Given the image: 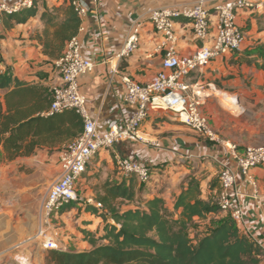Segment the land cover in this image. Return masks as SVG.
Returning a JSON list of instances; mask_svg holds the SVG:
<instances>
[{
  "label": "crops",
  "instance_id": "obj_1",
  "mask_svg": "<svg viewBox=\"0 0 264 264\" xmlns=\"http://www.w3.org/2000/svg\"><path fill=\"white\" fill-rule=\"evenodd\" d=\"M19 1L0 0L8 4ZM85 1L90 10L79 19L74 34L79 38L80 53L94 63V68L80 76L79 84L89 115L95 120L97 130L104 132L112 121L122 124L132 110L123 99L121 75L127 74L134 81L145 84L162 68L164 53L158 49L161 35L154 31L149 21L150 11L164 5L182 7L200 0ZM201 1L214 13L215 5L228 0ZM248 1L254 7L240 9L237 14V23L244 32L243 49L212 60L201 71L192 72L186 82L191 86L203 82L214 85L212 80H219L223 87L218 91L236 94L252 120L232 117L228 111L218 110L208 103L205 109L201 105L211 129L222 136V141L214 142L177 121L171 113L150 111L140 126L145 140L120 141L91 159L78 183L81 197L100 181L103 184L122 178L127 180L115 163L114 157L120 156L150 168L151 179L145 184L143 195L146 198L161 196L170 211L190 178L196 180L200 197L215 203L218 172L224 166L236 170L225 143L237 145L240 151L254 143L264 145V69L260 67L264 63V0ZM33 9V15L10 27L0 18V71L9 67L13 77L37 85L46 98L41 101L34 98L19 108L30 111L32 116H42L49 109L51 85L59 80L57 61L63 54L65 37L69 33L64 27L68 26L74 11L69 0H35ZM42 14L45 15L42 17ZM138 20L141 22L139 46L129 57L121 58L118 54L125 38ZM81 26L83 29L79 30ZM175 30L180 55H188L201 45L193 38L187 20L178 19ZM74 137L48 139L44 134L28 137L26 141L37 142L33 152L11 159L7 158L0 143V264H18L16 259L20 257L31 259L33 264H42L45 249L38 236L42 200L49 185L60 174L61 151ZM236 174L232 204L240 209L242 216L237 225L261 247L258 264H264V167H252L248 176L237 170ZM88 199L93 200L87 196ZM126 207L122 204V209ZM226 215L229 213L219 211L206 219L194 220L203 225L209 223L210 218ZM102 221L84 207L78 212L71 205L60 213L53 231L62 249L88 250L91 245L82 238L81 229L99 234Z\"/></svg>",
  "mask_w": 264,
  "mask_h": 264
},
{
  "label": "built area",
  "instance_id": "obj_2",
  "mask_svg": "<svg viewBox=\"0 0 264 264\" xmlns=\"http://www.w3.org/2000/svg\"><path fill=\"white\" fill-rule=\"evenodd\" d=\"M34 1L20 0L13 4L0 2V12L17 13L22 9L32 8ZM69 3L79 19H83L90 10L85 0H69ZM253 7V3L248 0H228L215 5L214 13H211L200 0L182 7L164 5L151 10L149 21L154 31L161 35L158 49L164 53L162 68L145 84L134 81L127 74L121 75L123 99L132 110L122 124L112 121L104 132L97 130L95 120L89 115L79 84L80 76L90 72L94 63L80 53L77 34L67 40L63 54L57 61L59 80L51 85L47 114L72 110L79 116L82 128L61 151L60 174L49 185L42 200L38 236L44 247L62 248L56 241L57 233L53 228L56 227V221L65 207L82 200L78 193V183L91 159L120 141L145 140L140 133V126L150 111L171 113L177 121L197 133L205 135L211 141L220 142L209 125L207 115L201 109L206 91L213 92L214 85L207 84L208 88H205L203 84L195 83L191 86L186 82V78L192 72L201 71L212 60L243 49L244 32L237 23V14L240 9ZM178 19L187 20L193 38L201 42V45L188 55H180L177 51L175 22ZM82 29L81 26L79 30ZM140 29L141 22L135 21L125 38L119 57H129L138 48ZM232 97L236 101V97ZM225 145L234 158L236 170L241 174L248 176L252 167H264V145H249L241 151L233 143L226 142ZM114 159L125 177L134 176L140 183L150 181L151 171L148 166L126 157L115 156ZM236 170L224 166L218 172L216 203L220 211L228 212L235 223L240 224L241 211L232 204ZM87 202L101 207V204L94 200L88 199ZM16 260L18 264H33L27 257Z\"/></svg>",
  "mask_w": 264,
  "mask_h": 264
},
{
  "label": "trees",
  "instance_id": "obj_3",
  "mask_svg": "<svg viewBox=\"0 0 264 264\" xmlns=\"http://www.w3.org/2000/svg\"><path fill=\"white\" fill-rule=\"evenodd\" d=\"M33 14L32 7L17 13L0 12V18L6 27H10L13 23L24 22ZM68 22L64 27L69 31L65 37L67 40L76 32L79 18L73 12ZM260 67L264 69V63ZM0 92V143L8 159L33 152L37 142L26 141L28 137L44 134L48 139L71 138L81 131V120L72 110L52 114L46 111L42 116H32L30 111L21 110L19 107L26 102L34 98L44 100L46 95L39 91L37 85L13 77L9 67L0 71ZM135 180L130 176L127 180L105 181L101 192L93 199L101 207L85 205L86 211L104 222L103 231L99 234L81 229L82 238L90 243V249L50 248L44 264L259 263L261 247L241 231L230 215L210 218L209 228L203 234H188L193 222H198L194 218L203 220L220 211L216 201L212 203L200 197L194 178H190L187 186L176 196L171 211L161 196L136 198V192L143 194L146 183L139 182L136 188ZM119 200L132 204L136 201L138 204L122 209L123 203Z\"/></svg>",
  "mask_w": 264,
  "mask_h": 264
},
{
  "label": "rangeland",
  "instance_id": "obj_4",
  "mask_svg": "<svg viewBox=\"0 0 264 264\" xmlns=\"http://www.w3.org/2000/svg\"><path fill=\"white\" fill-rule=\"evenodd\" d=\"M222 80V79H221ZM212 83L214 84V87H215V90H213V92L212 91H206V96H205V98H204V100H202V107L205 109V105H206V103H208V104H211V106H213V107H215V108H217L218 110L220 109H223V110H226V111H228L230 114H231V116L232 117H238L240 120H248V121H251L252 120V118H250L249 116H248V114H247V112L245 113V110L242 108V106L240 105V103H239V100H238V97H237V102L236 103H233V102H231L230 100H227L226 99V97L225 96H222V93H220V94H218L217 93V91L218 90H220L223 86H222V84L219 82V80H212ZM203 84V86L205 87V88H208V86H207V84L205 83V82H203L202 83ZM245 87L246 86H248V85H244ZM222 90V89H221ZM216 94V95H215ZM228 95H226L227 97H230L231 95L229 94V93H227ZM208 95V96H207ZM234 96H237L236 94H234ZM221 98H223V99H221ZM248 98V97H247ZM217 99H219V100H217ZM249 99V98H248ZM226 104H225V103ZM228 102H230V103H228ZM239 105V106H238ZM233 107V108H232ZM235 108V109H234ZM205 111V110H204ZM206 112V111H205ZM216 135H217V137L219 138V140L220 141H222V136L221 135H219L218 134V132L216 133ZM252 145H259V143H254V144H252ZM136 182V188H138V185H139V183H138V181L137 180H135ZM101 182V181H100ZM98 183V184H96V187H89L90 188V190L88 191V194H85L84 192H83V198H82V200H80V202H78V203H80V204H77V203H75V202H72L71 203V205H73V207L75 206L76 207V209H77V211L79 212L80 211V209L82 208V207H85V205L86 204H90L89 202H87V196L88 197H91L92 199H94L95 197H96V195H97V193H100L101 192V185H102V182L101 183ZM143 198L144 196H143V194L142 193H137L136 192V198ZM119 202L120 203H123V205H125V207L127 206V207H129V206H132V205H136V204H138L136 201H134L133 202V204L131 203V202H126V201H120L119 200ZM75 204V205H74ZM126 207V208H127ZM110 222H112L111 220H109ZM103 221H102V228H103ZM209 226V223L207 222V223H204L203 225L202 224H200V222L198 223V222H193V225H192V228H191V230H189L188 231V234L189 235H193V236H195V235H200V234H203L205 231H206V229L207 228H209L208 227ZM101 228V229H102ZM79 230V229H78ZM103 231V230H102ZM55 238H56V241L57 242H59V240H57L58 238H57V235H55ZM60 243V242H59ZM43 248L45 249L44 250V252H43V254H44V256H43V262H42V264H44V260H45V255H46V253H47V251H48V249L49 248H46V247H44V245H43ZM35 264V263H34Z\"/></svg>",
  "mask_w": 264,
  "mask_h": 264
},
{
  "label": "bare ground",
  "instance_id": "obj_5",
  "mask_svg": "<svg viewBox=\"0 0 264 264\" xmlns=\"http://www.w3.org/2000/svg\"><path fill=\"white\" fill-rule=\"evenodd\" d=\"M208 92V91H207ZM214 93V92H213ZM217 93L218 94H220V93H222V96H225L226 97V99L227 100H230V99H232V100H230L231 102H233V103H236L237 101H235L234 100V98L232 97V95L230 96L231 98H229V97H227L226 95H228L227 93H225V92H222V91H217ZM216 95V94H215ZM208 96V95H207ZM221 99H223V98H221ZM237 99V98H236ZM217 100H219V99H217ZM225 103V102H224ZM228 103H230V102H228ZM226 104V103H225ZM239 106V105H238ZM233 108V107H232ZM235 109V108H234Z\"/></svg>",
  "mask_w": 264,
  "mask_h": 264
}]
</instances>
